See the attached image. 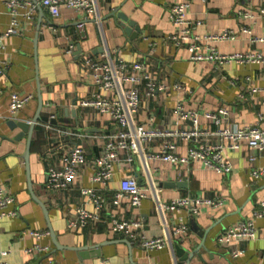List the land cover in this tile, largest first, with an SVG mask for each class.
<instances>
[{"label":"crops","instance_id":"1","mask_svg":"<svg viewBox=\"0 0 264 264\" xmlns=\"http://www.w3.org/2000/svg\"><path fill=\"white\" fill-rule=\"evenodd\" d=\"M181 1L185 0H98L96 14L62 9L59 17L50 18L38 8L32 19L27 20L21 16L24 10L11 15L5 2L0 0V33L10 29L12 21L16 22V33L4 39L0 51V61L8 65L5 75L0 77V189L14 197L12 208L18 212L16 217L0 220V262L264 264V218L254 221L255 239L231 246L230 249L242 251L239 257L232 258L230 249L216 243L217 237L229 227L251 219L252 213L264 202V176L259 180L250 178L253 166L248 161L250 151L245 143L237 151L225 149V158L232 170L224 176L198 161L181 166L151 159L148 154L160 150V140L139 146L132 143L120 153L106 185L91 181L99 155L97 138L114 134L117 128L107 116L78 107L79 101L90 98L94 91L92 76L80 65L83 55L97 58L109 53L113 60L126 63L145 61L149 75L167 85L166 91L153 98L142 96L134 122L145 128L182 126L176 123L174 115L177 103L197 114L198 126L202 129L216 128L204 115L215 113L221 107L230 115L219 126L223 129L252 127L260 118L264 121V65L232 62L218 66L208 61L192 62L187 50L191 40L180 46L169 40L178 32L170 23L169 10ZM189 4L188 21L200 22L191 30L192 36L199 39L198 53L210 54L213 50L221 55L264 54V40L251 41L264 39V17L259 14L264 0H190ZM115 11L134 24L130 33L125 32L122 21L113 15ZM243 12L251 13L253 18L244 20ZM79 24H83L82 29L77 28ZM242 25L248 33L241 32ZM225 31L231 32L235 39L207 40ZM70 45L74 51L69 54ZM77 47L80 54H76ZM176 84L182 89H176ZM11 94L31 96L14 115L8 113ZM39 94L42 108L31 134L27 174L23 156L28 135L21 134L11 122L31 123L37 112ZM49 114L55 115L53 123L59 129L84 137L67 138L45 132L41 124ZM149 117H153L152 122ZM260 128L264 130L263 123ZM75 146L85 150V163L78 168L66 191L48 189V165H58L62 155ZM187 149V144L177 143L180 156ZM255 167H264V159L259 158ZM128 177H133L139 190L151 198L143 200L137 209L123 202L119 208H109L110 214L122 220L138 219L146 237L160 236L168 240L163 250L144 251L132 246L124 236L111 231V218L103 214L99 222L67 229L68 217L78 207L95 212L80 195V188L93 189L109 200L120 180ZM187 196L220 198L222 204L217 208L200 206L193 216L184 209L169 213L158 210L159 204ZM33 198L43 204L46 215ZM178 225H185L186 233L174 235ZM29 232L42 235L37 238ZM36 247L49 250L38 253Z\"/></svg>","mask_w":264,"mask_h":264},{"label":"built area","instance_id":"2","mask_svg":"<svg viewBox=\"0 0 264 264\" xmlns=\"http://www.w3.org/2000/svg\"><path fill=\"white\" fill-rule=\"evenodd\" d=\"M11 15H18V10H24L21 15L27 20L32 19L36 9L41 8L50 18L60 16L62 9L85 14L97 13L98 0H3ZM190 0L177 2L170 7L169 18L172 26L178 32L171 35L169 40L180 46L184 41H190L187 50L190 54L189 60L192 62H213L218 66L236 62L240 64L264 65V54L261 53H235L232 55H221L216 51L210 54L198 53L201 49L199 39L192 36L193 27L199 26L200 22L188 21L187 14L190 7ZM205 2L206 0H202ZM259 14L264 17V7L259 9ZM242 18L250 20L253 15L243 12ZM16 22L12 21V27L4 33H0V51L3 49V41L16 33ZM83 24L77 26L82 29ZM241 32L248 33L247 28L242 25ZM235 36L231 32H223L218 35L209 36L207 40L214 42L231 41ZM264 39H252V43L263 41ZM74 51L73 45L68 47L67 53ZM80 65L92 76V86L94 91L90 98L79 101L78 107L91 109L100 115L107 116L117 128L114 134H106L98 137L100 143L99 155L95 160V169L91 177L93 183L106 185L112 176V167L118 162L121 152L126 151L132 143L139 146L141 143L161 141L160 150L156 153L148 154L151 159L160 160L172 165H188L191 162H201L205 167L214 170L220 175H227L232 167L225 158V149L237 151L242 143H245L250 154L248 161L252 167L250 178L259 180L264 176V167H255L259 158L264 159V130L260 128L264 121L260 118L255 126L236 128H220L222 122L229 118V111L219 108L215 113H206L204 117L211 120L215 129H202L198 126L197 114L192 110H187L181 103H177L174 109L176 123H182L174 129L166 128H145L134 122V117L141 108L142 96L153 98L157 93L166 91L167 85L153 79L148 73V65L145 61L126 63L121 60H113L109 53H102L94 58L91 55L80 57ZM8 65L0 61V77L4 76ZM176 89H182L178 84ZM108 95V96H103ZM31 99V96L18 97L16 94L10 95L8 104L9 115H14L20 111ZM54 114H49L47 121L41 126L45 132L53 133L57 136L67 138L84 136L59 129L54 125ZM149 122L153 117H149ZM189 124L185 126V124ZM183 142L188 145L185 155L177 153V143ZM228 143V144H227ZM86 161V152L82 147L75 146L65 155H62L58 165H48L46 187L52 191L64 192L70 186V181L76 176L77 170ZM127 161H131L128 157ZM79 193L85 198L86 203L91 204L95 212L90 213L82 206L78 207L74 213L68 217L67 229L73 230L77 227H86L91 223L102 220V214L111 218V231L124 236L132 246L144 251L163 250L168 245V240L164 237L148 238L143 232L142 223L136 219L122 220L110 214L109 208H119L123 202H127L131 209H137L141 202L150 196L142 193L136 180L133 177L122 178L118 188L112 192L109 200L97 194L93 189L80 188ZM14 197L5 194L0 189V220L13 218L18 212L13 209ZM220 198H193L190 196L178 198L166 204H159L160 212H174L180 209L186 210L190 215H196L200 206L217 208L221 206ZM106 212V213H105ZM264 218V202H261L252 213V218L241 221L229 227L216 239L217 245L230 249L232 245L240 242H248L255 239L257 229L255 219ZM185 225H178L173 233L181 235L186 233ZM29 235L39 238L42 234L29 232ZM46 247H36L38 253L48 252ZM231 257L237 258L242 254L241 250L230 249ZM0 264H7L0 262Z\"/></svg>","mask_w":264,"mask_h":264},{"label":"water","instance_id":"3","mask_svg":"<svg viewBox=\"0 0 264 264\" xmlns=\"http://www.w3.org/2000/svg\"><path fill=\"white\" fill-rule=\"evenodd\" d=\"M113 15H116L118 19L122 21V26L125 30L126 33H130L131 29L134 27V24L131 21H128V19L119 11H115ZM81 50L79 47H77L76 54H80ZM42 108V99L40 97V94L38 95V107H37V112L35 114V117L31 123H24V122H11L13 126L18 127L21 130V134L27 133V143H26V150L23 156L24 163H25V168H26V173L29 174V148H30V139H31V134L34 129V124L36 120L39 117L40 110ZM181 185L184 183H180ZM33 200L40 205L42 208L44 214L46 215V209L44 208L43 204L40 203L37 199L33 198ZM51 230V228H50ZM53 237V233H52ZM55 246L58 247L56 242H54ZM129 245V243H127ZM130 246V245H129Z\"/></svg>","mask_w":264,"mask_h":264}]
</instances>
